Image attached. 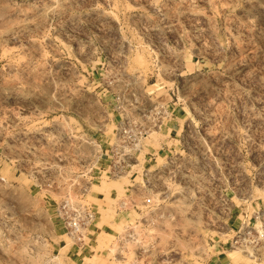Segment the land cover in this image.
<instances>
[{
  "label": "rangeland",
  "instance_id": "rangeland-1",
  "mask_svg": "<svg viewBox=\"0 0 264 264\" xmlns=\"http://www.w3.org/2000/svg\"><path fill=\"white\" fill-rule=\"evenodd\" d=\"M263 216L264 0H0V264H264Z\"/></svg>",
  "mask_w": 264,
  "mask_h": 264
},
{
  "label": "built area",
  "instance_id": "built-area-1",
  "mask_svg": "<svg viewBox=\"0 0 264 264\" xmlns=\"http://www.w3.org/2000/svg\"><path fill=\"white\" fill-rule=\"evenodd\" d=\"M149 117L157 122L155 125L157 131H161L162 128H167V125L171 121H173V118H176L175 107L156 105L150 111ZM166 130L169 131L168 134H171L175 131L170 128H167ZM149 132L150 130L148 129L147 133ZM125 133L126 132H124V134ZM127 160H136V158L134 155H128ZM149 160L152 161L153 156H151ZM146 202L147 204H151L150 199H148ZM56 213L64 231H66L67 234L73 238L75 236L81 235L83 232L88 230L96 220V215L92 210L86 207L76 208L75 206H72L70 201L62 202L57 208ZM262 218H264V216ZM253 231L255 232V234H257V239L264 238V229L262 227H260L259 229H249L247 234L251 237H254L252 236Z\"/></svg>",
  "mask_w": 264,
  "mask_h": 264
},
{
  "label": "bare ground",
  "instance_id": "bare-ground-1",
  "mask_svg": "<svg viewBox=\"0 0 264 264\" xmlns=\"http://www.w3.org/2000/svg\"><path fill=\"white\" fill-rule=\"evenodd\" d=\"M100 225H102V224H100ZM233 262H234V260H233Z\"/></svg>",
  "mask_w": 264,
  "mask_h": 264
}]
</instances>
